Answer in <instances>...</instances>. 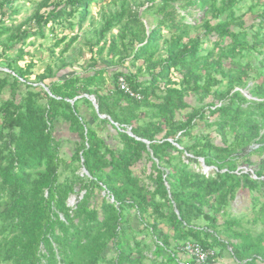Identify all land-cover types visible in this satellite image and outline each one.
Instances as JSON below:
<instances>
[{
	"label": "trees",
	"instance_id": "16d2710c",
	"mask_svg": "<svg viewBox=\"0 0 264 264\" xmlns=\"http://www.w3.org/2000/svg\"><path fill=\"white\" fill-rule=\"evenodd\" d=\"M19 1L0 0V264H146L132 257L146 259L143 231L155 254H167L163 264H179L185 240L221 243L240 264H259L264 0H38L16 23ZM46 31L50 60L35 73L26 48ZM76 42L90 53L79 69L64 57ZM58 122L72 135L67 156L53 135ZM200 126L215 136L195 133ZM251 154L262 157L256 179L235 171L240 159L252 165ZM199 157L215 169H194ZM242 189L250 220L231 210Z\"/></svg>",
	"mask_w": 264,
	"mask_h": 264
},
{
	"label": "rangeland",
	"instance_id": "374dc122",
	"mask_svg": "<svg viewBox=\"0 0 264 264\" xmlns=\"http://www.w3.org/2000/svg\"><path fill=\"white\" fill-rule=\"evenodd\" d=\"M36 1L38 0H20L18 2V5H21V9L20 12L13 15V17H15V22L18 23L20 21H23L24 19H26L34 10L35 6H36ZM252 1L255 0H243L242 3L244 2L245 5L247 7V5H249ZM97 9L98 6L97 5H92L91 7V11H92V15H96L97 14ZM239 12H243V8L242 10L239 9ZM195 18H199L202 16V12L201 11H196V13L193 15ZM151 19L149 18V22L151 23ZM192 17L189 16L188 21H192ZM244 20L246 22V25H250L253 21V16L252 15H246L244 16ZM147 26H149V23H146ZM87 25V22L85 23V26ZM47 32V31H46ZM65 33L69 32V30H65ZM48 37L45 39V41H42L41 39H36L33 45H28L27 46V50L30 53H33L35 55L34 60L36 61V66L34 68V72L38 73V72H42L46 63L50 60V56L48 57V52L45 50L46 47H48V45H50L52 43V36L47 32ZM89 35V34H88ZM30 41V40H29ZM28 41V43H29ZM63 47V44H61L58 48L55 49L56 55L58 54L59 50ZM80 48L82 49V54H80L78 51L80 50ZM65 57V61L66 62H72L73 66L75 68H78L77 66L79 64H87V61L89 62V57H90V53L88 52V49L86 47H82V44L80 42H76L72 45L71 49H69V51L67 53L64 54ZM30 60V56L26 55L24 58V61H22V63L26 62ZM86 66V65H85ZM83 66V67H85ZM79 69V68H78ZM34 77H32L33 79ZM261 79H258L257 82H259ZM244 92H246L247 90H243ZM243 93V92H242ZM3 98H6L9 93L7 90H4V92L1 94ZM246 97H248L246 94H244ZM187 102L188 103H193V97H189L187 98ZM207 114V113H206ZM208 115V114H207ZM214 117V116H213ZM213 117L211 119H213ZM212 129H207V130H203V127L200 126V128H197L195 133H203L206 134V132L209 131V135H211V137H214L215 133L214 131H210ZM54 137H56L57 139H59L61 141V149H60V155H70L73 151V144L69 141V138L72 137V135L69 133L68 128H67V123L64 122H58L55 125V129H54V133H53ZM215 141V140H214ZM216 143H220L218 138H216ZM175 143V142H173ZM251 161H252V165L249 166L248 164L243 163V159L239 160V163L237 165L236 168V172H243V173H249L253 178H257L256 175H254V170L256 169V163L261 160V155L258 154H251L248 157ZM199 161V165H195L193 164L192 167L196 170H199L205 174H208L210 172H212V170H214V167H210L207 166L204 162L202 158H198ZM80 175L86 174L85 172H83L82 168H80L79 172ZM264 177H261L260 179H263ZM78 192V188H76V190ZM103 193V192H102ZM251 194L246 190V189H242L240 191H238V193L235 196V199L233 200V202L231 203V210L236 213H245L246 215V219L250 220L253 217V214L250 212V201H251ZM76 201V194L72 195L68 198L67 200V204L68 206H73L75 204ZM110 201H112V199L110 198ZM176 213L177 210H175ZM263 226V225H260ZM256 229H259L256 228ZM262 229V227H261ZM147 231H143L142 234H140L139 238L142 239L144 241V244L148 245L143 246L142 247V254L145 255L146 259H142L143 257H141V255L137 252H134V254L132 255L133 258L136 259H141L143 263H149V261L154 262L155 264H163V262L161 263V257H156V254L153 252L154 250V242L155 239L151 236L146 234ZM212 248H214V250L216 252H218L217 255H222L224 256L226 255H230V261H232V264H240V261L237 260L234 256H233V252L232 249L229 246H226L224 244L219 243L218 245L213 246ZM179 251V249H176V255ZM165 262V261H164ZM194 262V261H193ZM257 262H259V264H264V258L260 259L258 258ZM187 264V263H185ZM195 264V262H194ZM205 264V263H204ZM210 264H231L230 262L225 261V259H220L219 256L215 255L214 260L210 263ZM248 264H252V263H248Z\"/></svg>",
	"mask_w": 264,
	"mask_h": 264
},
{
	"label": "built area",
	"instance_id": "2783aa9c",
	"mask_svg": "<svg viewBox=\"0 0 264 264\" xmlns=\"http://www.w3.org/2000/svg\"><path fill=\"white\" fill-rule=\"evenodd\" d=\"M118 86L126 94L137 99L140 98V95L138 93H135L127 85L123 77L119 78ZM178 249L179 251L187 254L195 262V264H204L209 258L216 255V251L214 250V248L204 247L200 243L193 240H185L183 243L178 245Z\"/></svg>",
	"mask_w": 264,
	"mask_h": 264
},
{
	"label": "crops",
	"instance_id": "0c3cea01",
	"mask_svg": "<svg viewBox=\"0 0 264 264\" xmlns=\"http://www.w3.org/2000/svg\"><path fill=\"white\" fill-rule=\"evenodd\" d=\"M218 256V255H217ZM156 257H161V263L162 262H164V261H166V259H167V254L166 253H163V254H161V255H157L156 254ZM219 258L220 259H225V261H227V262H230L231 264H232V261H230V255H224V256H222L221 254L219 255ZM214 260V259H213ZM175 261L177 262V263H179V264H185V263H187V264H194V262H193V260L187 255V254H185V253H183V252H178L177 253V255L175 256Z\"/></svg>",
	"mask_w": 264,
	"mask_h": 264
},
{
	"label": "water",
	"instance_id": "95a60500",
	"mask_svg": "<svg viewBox=\"0 0 264 264\" xmlns=\"http://www.w3.org/2000/svg\"><path fill=\"white\" fill-rule=\"evenodd\" d=\"M39 84L44 88V90L47 91V93L50 94L48 87H46L43 83H39ZM243 93L246 94L248 97L251 98V96H250V94L248 93V91H246V92L243 91ZM84 96L87 97V98L91 101V103H92V105L94 106L95 110L98 111V107H97V104H96V102H95L94 97H93L92 95H87V94H85ZM70 102H72V101H70ZM97 113H98V112H97ZM98 116H99L100 118H107L111 123H113L114 125H116V123H114V122L110 119V117H109L108 115L98 113ZM125 132L128 133L129 135L133 136V134H132V132L130 131V129H126ZM137 139H138V138H137ZM143 141H145L146 143H148V141H146V140H144V139H143ZM81 163H82V161H81ZM81 168H82L83 172H85L86 174H88L87 170L84 168L83 165H82ZM103 194H105V191H103Z\"/></svg>",
	"mask_w": 264,
	"mask_h": 264
}]
</instances>
